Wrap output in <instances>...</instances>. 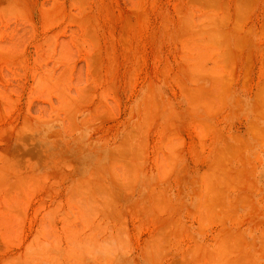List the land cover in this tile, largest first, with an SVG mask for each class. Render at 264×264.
Returning <instances> with one entry per match:
<instances>
[{
	"label": "rangeland",
	"instance_id": "obj_1",
	"mask_svg": "<svg viewBox=\"0 0 264 264\" xmlns=\"http://www.w3.org/2000/svg\"><path fill=\"white\" fill-rule=\"evenodd\" d=\"M264 264V0H0V264Z\"/></svg>",
	"mask_w": 264,
	"mask_h": 264
},
{
	"label": "clouds",
	"instance_id": "obj_2",
	"mask_svg": "<svg viewBox=\"0 0 264 264\" xmlns=\"http://www.w3.org/2000/svg\"><path fill=\"white\" fill-rule=\"evenodd\" d=\"M132 245L120 231L103 234L82 244V253L92 264H120L121 257L130 256Z\"/></svg>",
	"mask_w": 264,
	"mask_h": 264
}]
</instances>
